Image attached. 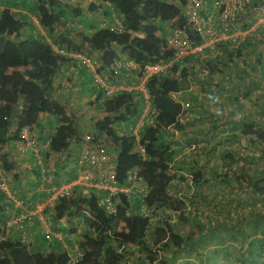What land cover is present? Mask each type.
Returning a JSON list of instances; mask_svg holds the SVG:
<instances>
[{
    "label": "trees",
    "instance_id": "1",
    "mask_svg": "<svg viewBox=\"0 0 264 264\" xmlns=\"http://www.w3.org/2000/svg\"><path fill=\"white\" fill-rule=\"evenodd\" d=\"M102 1L121 9L122 30H116L109 25L97 26L91 32L76 30L72 22L80 12V7L65 0L20 1L22 8L36 15L50 40L42 36L23 35V27L28 21L27 15L18 16L9 6L0 7V151L6 142L20 139V130L24 125L33 129L41 126V114L45 112L59 116V122L51 136L52 150H65L69 147L71 139L80 135L75 120L67 113L65 103L52 93L55 74L66 68V64L73 58L54 50L52 43L68 51L95 53L100 61L99 69L103 71L115 57L125 52L141 62L163 60L170 56L158 31L162 30L163 21L172 18H175L179 25L186 22L182 3L171 0ZM2 2L3 0H0V3ZM138 31H141L143 36L137 35ZM252 40L250 45L263 49H258L255 53L264 51L263 40L254 39L257 43ZM222 50L227 58L223 64L229 66L233 53L225 46H222ZM239 52L240 49L237 50V53ZM207 65L210 72L222 71L219 64L212 59L207 61ZM261 68L260 76L264 78V65ZM172 70L171 75H153L145 82L151 105L157 109L154 125L143 130L145 158L135 148L134 137L119 133L114 126L117 121L130 122L139 116L144 103L141 91L119 92L109 97L100 91L95 99L90 101L96 110L104 114L102 118L95 120L97 132L112 137L118 143L116 178L123 181L129 169L140 166L141 174L150 186L145 196L149 214L133 211L126 214L124 207H120L119 216L108 215L104 209L97 206L94 196L61 199L55 206L56 217L74 214L73 211H77L82 203L88 205L90 213L78 211V214L83 216L87 228L76 237L82 252L77 264H122L126 255L138 251L144 252V255L136 256L134 262L153 264L159 258L156 253L159 248L168 249L172 245L175 249H180L185 243L184 234L176 228L170 218L162 216L154 223L152 220L154 211L159 213L158 210L163 209L175 211L182 221L189 220V213L185 212L183 193L174 196L169 192L171 187L176 189L179 184V180L174 179L175 175H178L179 179H185L186 176L177 173L182 162L175 158V148L164 137V133L171 126L179 130L183 128L180 117L185 109L175 94L187 89L189 73L186 67L179 68L178 64H175ZM255 80H258L255 82L257 84L264 81L261 78ZM210 82L212 83V80ZM210 82L208 81L209 85ZM217 85L219 86V83L215 82L211 87ZM256 124L257 121L253 117L246 123L247 129L251 131V141L257 139L259 143H264V128L255 127ZM229 137L237 136L231 133ZM186 138L194 139V136L188 135ZM214 149V145L205 146L207 154L212 153ZM0 157L3 164H6V154L1 153ZM195 161L198 163V160ZM8 165L7 167H10ZM190 166L192 167L191 164ZM190 173L191 183H202L201 168ZM254 181L251 180L252 203L256 200L254 190L261 189ZM190 195L198 196L199 200L208 198V194L200 190H192ZM127 203L128 200L125 204ZM222 207L227 212L232 208ZM4 215L0 205V226L4 222ZM238 223L240 237L244 238L243 243L248 241V245L238 247L236 251L233 250L234 253L227 248V238H223L220 233L207 234L213 231L211 227L200 232L196 238L193 237L194 233L188 234V245L194 248L198 241L208 243L209 239L224 242L218 250H207L205 254H199L200 257L197 255L203 264H264V212H253L251 220ZM73 231L75 228L71 229V232ZM228 237L232 239V243L238 239V236L235 238L234 235ZM153 248H156V251ZM207 253L211 256L206 259L201 256ZM170 257L172 262L176 260L173 252ZM68 261L67 251L61 248L44 250L18 238H7L0 242V264H68Z\"/></svg>",
    "mask_w": 264,
    "mask_h": 264
},
{
    "label": "built area",
    "instance_id": "2",
    "mask_svg": "<svg viewBox=\"0 0 264 264\" xmlns=\"http://www.w3.org/2000/svg\"><path fill=\"white\" fill-rule=\"evenodd\" d=\"M178 2L182 3L186 22L179 25L177 20L172 18L163 21L162 30L158 31L170 56L163 60L141 62L127 52L121 53L103 71L108 82L99 84L101 91L107 97L119 92L141 91L144 103L139 116L130 122L117 121L114 126L119 133L134 137L135 148L143 158L146 157L142 140L143 130L154 125L157 115V109L151 105L145 87V82L150 76L171 75L173 66L178 64L179 68H187L189 79L190 71L196 67L206 70L209 67L207 61L212 58V53L224 52L222 46L232 51L250 45L251 39L264 41V0H179ZM110 27L122 30V20L116 21ZM136 34L143 36L141 31ZM52 47L68 56L75 57L81 54L68 51L55 43H52ZM84 60L92 65H96L97 61L99 63V60L88 56L84 57ZM181 103L182 108L187 109L190 98L181 100ZM103 115L97 113L95 120L102 118ZM95 120L84 128L79 121H75L80 135L78 138L73 137L65 150L54 151L50 148L53 132L44 137L42 146L48 152L58 153V158L66 160L68 169L73 173L70 176L61 175L60 171H55L40 153H35L40 164V181L38 180L35 185V190L41 191L39 196L18 195L14 188L16 173L14 169L5 166L0 170V192L9 205L16 208L13 214L3 217L0 242L7 238H18L33 244V238L25 226L36 217L39 220L37 232L43 238L42 249L66 250L69 255L68 264H77L82 252L76 241L79 233L75 231L87 228L83 216L78 214V211L90 213L88 205L82 203L77 211H73L74 214L56 217L55 206L61 199L94 196L97 206L104 209L108 215L119 216L120 207H124L126 214L132 211L149 214L145 196L150 186L141 174L140 166L136 165L129 169L123 181L116 178L118 143L104 133L99 134ZM119 124L124 125L120 127ZM38 139V136L33 134V128L24 125L20 130V139L5 144H13L18 151L27 154L30 149H35L39 145ZM0 152L3 153V149ZM0 160L3 164L1 157ZM20 170L18 172L23 175ZM125 200H128L127 205ZM13 228L20 230L18 237L10 234ZM72 228H75V231L71 232Z\"/></svg>",
    "mask_w": 264,
    "mask_h": 264
},
{
    "label": "rangeland",
    "instance_id": "3",
    "mask_svg": "<svg viewBox=\"0 0 264 264\" xmlns=\"http://www.w3.org/2000/svg\"><path fill=\"white\" fill-rule=\"evenodd\" d=\"M14 1L20 4L22 0ZM65 1L71 3L72 0ZM101 19L103 15H98L97 20ZM258 49L263 50L260 46L255 48L251 44L243 46L239 53L238 49L232 50V62L229 66L223 64L227 60L224 53L213 52L210 59L216 61L222 71L210 72L208 66L206 70L196 67L190 71L187 89L175 94L180 100L190 98V105L180 117L183 128L179 130L171 126L166 129L164 137L175 148V158L182 162L177 173H183L186 178L179 179L175 175L174 179L179 180V184L176 189L171 187L169 192L174 196L183 193L189 220H180L177 213L169 209L158 210L159 213L154 211L153 223L162 216L170 218L186 240L180 249H175L172 245L168 249L159 248L156 252L159 258L153 264H203L199 261V254H205L207 250H218L224 242L209 239L206 243L200 240L197 248H192L189 247L186 236L194 233L193 237L196 238L209 227L213 231H209L208 235L218 232L223 238H227V248L230 251L248 245V241L243 243L244 238L240 237L238 222L251 220L253 212H264V143H259L257 139L251 141V131L246 127V123L253 117L257 121L255 127L264 128V81L261 84L255 83L258 81L255 78L264 80L260 76L264 65V51L257 54L255 52ZM93 55L96 57L95 53ZM208 81L211 84L218 82L219 86L211 87ZM123 125L119 124L120 127ZM231 133L237 137H229ZM188 135L194 136V139L186 138ZM208 145L215 146L210 154L205 152V146ZM198 168H201L203 176L199 185L190 181V171ZM251 180H255L257 187L261 188L254 190L256 200L253 203ZM192 190L205 192L208 198L199 200L198 196L190 195ZM222 206L232 208L227 212ZM75 233L82 234V229H77ZM232 235L235 238L238 236L234 243L228 237ZM153 250L156 251V248ZM172 252L176 257L174 262L170 257ZM139 255H144V252L126 255L122 264H139L134 262ZM201 256L206 259L211 254Z\"/></svg>",
    "mask_w": 264,
    "mask_h": 264
},
{
    "label": "crops",
    "instance_id": "4",
    "mask_svg": "<svg viewBox=\"0 0 264 264\" xmlns=\"http://www.w3.org/2000/svg\"><path fill=\"white\" fill-rule=\"evenodd\" d=\"M171 1L178 2L179 0ZM71 2L74 6L78 5L80 7V12L75 16L73 19L74 21L72 22L76 30L91 32L97 26H113L115 22L121 20L122 17L121 9L115 8L107 1L72 0ZM3 6H9V8L18 16L20 14L27 15L28 21L23 27V35L42 36L47 40H50L46 29L39 24L37 17L33 12H29L25 8H22L17 4V1L14 0H4L0 3V7ZM91 7H93V9ZM98 15H103V19L97 20ZM77 53H75V55H77ZM73 56L70 63L66 64V68L60 69L55 74L52 93L65 103L67 113H69L76 122L79 121L84 128L88 127V124L90 125V123L95 120L97 113L100 114V110H96L94 107L95 105L90 104V101L94 100L101 91L99 84L104 81L108 82V78L103 74V69H99L100 61L99 63L97 61L96 65H92L84 60V57L86 56L99 60L97 56L95 57L93 55V53H81L78 56ZM58 122L59 116L57 115L47 112L41 114V126L33 129V134L37 135L39 138V145L35 149H30L27 154L18 151L13 144H5L2 148L3 153L6 154V164H2L0 160V170L8 164L11 169H14V173L16 172L14 188L18 195L31 194L32 197H36L41 194L40 190H35L37 181H40V164L37 162V156L35 153H40L42 158L47 159L48 163L55 169V171H60L61 175L70 176L71 173H73V171L71 172V170L68 169L67 161L58 158V153L52 151L48 152V150L42 146L44 137L55 131ZM18 170L24 174L21 175ZM0 205L2 206L5 216H10L16 210V208L9 205V202L1 192ZM38 226L39 220L35 217V220L27 223L25 227L33 238L34 246H40L42 248L43 238L42 235L37 232ZM19 233L20 230L18 228H13L10 231V234L14 237H18Z\"/></svg>",
    "mask_w": 264,
    "mask_h": 264
}]
</instances>
